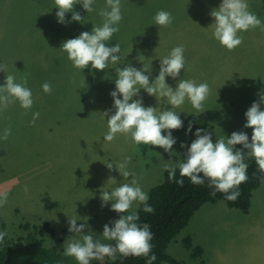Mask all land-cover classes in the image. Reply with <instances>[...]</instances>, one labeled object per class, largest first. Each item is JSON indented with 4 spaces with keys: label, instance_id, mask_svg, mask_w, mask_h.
I'll return each instance as SVG.
<instances>
[{
    "label": "rangeland",
    "instance_id": "obj_1",
    "mask_svg": "<svg viewBox=\"0 0 264 264\" xmlns=\"http://www.w3.org/2000/svg\"><path fill=\"white\" fill-rule=\"evenodd\" d=\"M221 3L121 0L123 19L106 45L119 43L121 59L105 71H97L91 65L84 70L74 68L61 46L82 32L102 26L99 13L107 7L106 0H95V11L90 13L77 4L74 11L84 18L82 24L71 21V13L65 16L69 23H58L54 0H0V64L7 65L6 73L0 72V86L7 74H13L17 83L27 80L25 86L34 99L27 113L18 102L0 111V136L11 128L8 139L0 140V195L7 193V203L0 207V231L7 234L0 244L11 240L24 247L29 241L25 238L34 235L41 249L57 256L54 264H78L75 258L63 255L64 245L71 238H81L68 231V218L75 217L77 227L87 223L82 234L91 230L89 234L102 243L112 242L102 236L104 225L112 227L111 222L120 218L111 210V202L102 207L101 192H111L137 179L148 193L162 183L166 164L183 160L187 147L180 145L190 147L197 129L211 133L213 143L241 131L251 141L252 129L244 128L245 113L264 95V31L256 28L239 33L242 44L227 50L213 37L210 27L215 22L210 14ZM247 3L264 24V0ZM160 10L171 13L173 23L169 27L155 24L154 16ZM181 45L185 68L177 80L166 77V83L175 90L179 79L206 82L211 91L204 113L195 110L187 99L175 109L183 121V127L172 132L177 141L172 151L177 155L170 157L158 147L136 146L124 134L112 142L104 141L109 129L103 113L115 114L110 93L115 90L116 68L130 64L140 70L144 66L153 83L160 60ZM44 83L51 85V94L43 91ZM141 97L144 107L157 108L158 113L171 110L166 98H155L143 89L134 99ZM37 112L39 117L32 124ZM189 123L192 131L186 135ZM126 157H131L127 170L134 176L125 178L104 164L117 166ZM186 238L193 248L201 250L199 256L194 257L185 247ZM166 253L181 264H264V179L252 191L247 213L228 208L224 201L205 203ZM40 259L36 264H46ZM90 264H103V260L94 259Z\"/></svg>",
    "mask_w": 264,
    "mask_h": 264
},
{
    "label": "clouds",
    "instance_id": "obj_2",
    "mask_svg": "<svg viewBox=\"0 0 264 264\" xmlns=\"http://www.w3.org/2000/svg\"><path fill=\"white\" fill-rule=\"evenodd\" d=\"M57 22L66 24L65 16L71 13V21L81 23L84 19L79 12L74 11L77 4L82 5L87 12L95 11L93 5L95 0H54ZM107 7L99 13L103 17L102 26L93 27L91 32H82L77 38L69 39L62 43V50L67 53L72 66L84 70L91 65L97 71H105L109 65L118 64L121 52L120 44L106 46L113 35L119 31V23L123 16L121 13V0H106ZM110 8V10H108ZM214 23L213 37L229 51L235 50L243 42L241 32L250 29L260 28L264 31V24L261 19L249 10L247 0H222L218 9L211 14ZM154 22L161 27H169L173 23L170 12L160 10L154 16ZM82 24V23H81ZM184 47L173 48L170 54L160 60L159 74L153 83L149 82L150 72L143 66L138 70L130 64L124 68H116L117 78L115 90L110 93L115 108V114L109 116V112L103 113L108 117L107 125L109 131L103 137L104 141L112 142L118 134L130 136L136 146L145 145L162 148L169 156H173V146L177 143L173 137V130H180L183 121L179 109L186 101L191 106L204 113V102L210 95V87L204 82L196 84L195 81L179 79L175 90L166 83V77L177 80L181 71L185 68L186 60ZM7 65L0 64V72L6 73ZM149 72V75H145ZM27 80L17 83L13 74L5 76L3 86H0V111L6 110L10 105L19 103L26 113L31 110L34 99L31 90L26 87ZM45 93L51 94L52 88L49 83L42 85ZM143 89L148 95L166 98L171 110H162L159 113L157 108L144 107L142 97H138ZM119 97H122L120 99ZM264 95H260L259 102H253L246 111L247 123L244 128H251V142L248 135L241 132H233L230 138H219L215 143L212 141V134L204 129H197L196 139L190 147L181 143V148L187 151L183 154V160L176 163L166 164L165 170L169 173V179L175 180L176 171L179 169L181 177L188 178L193 185H204L205 179L209 186L216 192L225 194V199L235 202L240 196L239 187L248 180L246 158H254L258 168L264 172ZM39 117V113L33 114L32 124ZM192 124L189 123L186 135L191 133ZM166 132L164 135L162 133ZM11 135V128L4 129L0 140L6 141ZM236 145L242 148L236 149ZM244 150H247L245 152ZM176 154V153H175ZM177 155V154H176ZM171 161V159L169 160ZM131 157H126L119 165L104 163L109 170H118L121 176L127 178L135 174L127 170ZM203 174V178L201 177ZM109 180L115 181L114 178ZM177 184L183 186V179L177 180ZM25 192L28 191L25 186ZM102 207L111 202V210L119 214V219L112 221V227L104 225L103 237L108 241H115V245L102 243L94 239L92 234L83 235L88 227L87 223H80L77 227L75 217L69 219L68 231L79 235L81 238H71L64 245L63 255L73 257L78 264H90L91 260H102L104 257L114 258L119 252L123 258L145 257L147 264H154L157 259L152 253L153 233L150 225L138 224L139 214L135 209L143 205L145 213H154L155 209L148 203L149 195L143 191L137 179L131 183H122L111 192H101ZM7 203V193L0 195V207ZM86 220L90 218H84ZM6 232L0 231V243L3 242Z\"/></svg>",
    "mask_w": 264,
    "mask_h": 264
},
{
    "label": "trees",
    "instance_id": "obj_3",
    "mask_svg": "<svg viewBox=\"0 0 264 264\" xmlns=\"http://www.w3.org/2000/svg\"><path fill=\"white\" fill-rule=\"evenodd\" d=\"M235 148L240 149L242 145H236ZM247 176V182L239 187L240 196L235 202H232L226 200L223 193L216 192L215 195H212L215 189L209 186L207 179L202 186L193 185L188 178L180 176L179 169L176 171L175 180H170L169 173L165 170L162 183L151 188L148 192V203L155 209L154 213H145L143 205L137 209L138 224L150 225L153 233L151 254H155L157 258L154 264H181L166 253L167 247L186 227L192 215L203 204L224 201L228 208H236L247 213L252 191L257 189L264 179V172L258 168L254 158H251L248 164ZM201 177L203 178V174ZM181 179L184 181L183 186L176 183L177 180ZM43 227L47 228L48 224L43 225ZM25 239L29 241H26L24 247L14 245V241L11 240H6L0 244V264H36L39 263L38 257L45 259H40V261L46 264H54L58 260L54 253L41 249V242L34 241V235ZM183 243L185 247L193 251L194 257L201 254L199 248L192 247L189 238H186ZM110 244L115 245V241ZM102 260L103 264H147L145 257L123 258L119 252L114 258L104 257Z\"/></svg>",
    "mask_w": 264,
    "mask_h": 264
}]
</instances>
